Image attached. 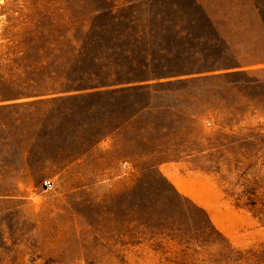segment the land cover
<instances>
[{
	"label": "rangeland",
	"instance_id": "374dc122",
	"mask_svg": "<svg viewBox=\"0 0 264 264\" xmlns=\"http://www.w3.org/2000/svg\"><path fill=\"white\" fill-rule=\"evenodd\" d=\"M234 2L0 0V264H264V0Z\"/></svg>",
	"mask_w": 264,
	"mask_h": 264
},
{
	"label": "trees",
	"instance_id": "16d2710c",
	"mask_svg": "<svg viewBox=\"0 0 264 264\" xmlns=\"http://www.w3.org/2000/svg\"><path fill=\"white\" fill-rule=\"evenodd\" d=\"M240 67H242V63L237 61L231 65L218 66V69H234V68H240ZM128 74L130 75V73ZM160 77L158 75L148 74V75H143V76H138V77H128L124 79L120 78V79H116L113 81L101 82L96 86V88H102L98 91H106L107 89L133 88L139 85L143 81L159 79ZM82 89L86 90V88L84 87L78 88V90H82ZM69 90H73V88H70Z\"/></svg>",
	"mask_w": 264,
	"mask_h": 264
},
{
	"label": "built area",
	"instance_id": "2783aa9c",
	"mask_svg": "<svg viewBox=\"0 0 264 264\" xmlns=\"http://www.w3.org/2000/svg\"><path fill=\"white\" fill-rule=\"evenodd\" d=\"M44 185L46 188H50V187H52V182L50 180H46V181H44Z\"/></svg>",
	"mask_w": 264,
	"mask_h": 264
},
{
	"label": "crops",
	"instance_id": "0c3cea01",
	"mask_svg": "<svg viewBox=\"0 0 264 264\" xmlns=\"http://www.w3.org/2000/svg\"><path fill=\"white\" fill-rule=\"evenodd\" d=\"M237 1H239L238 4H240V2L242 3V0H235V2H234V3H235V6H237V5H236ZM236 8H238V9H242V4L238 5V7H236Z\"/></svg>",
	"mask_w": 264,
	"mask_h": 264
}]
</instances>
